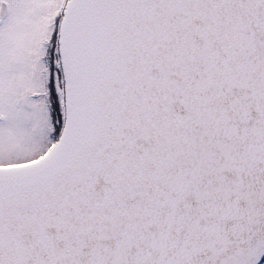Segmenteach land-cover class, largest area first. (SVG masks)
I'll return each instance as SVG.
<instances>
[{
    "label": "snow or ice",
    "instance_id": "obj_1",
    "mask_svg": "<svg viewBox=\"0 0 264 264\" xmlns=\"http://www.w3.org/2000/svg\"><path fill=\"white\" fill-rule=\"evenodd\" d=\"M0 264H264V0H0Z\"/></svg>",
    "mask_w": 264,
    "mask_h": 264
}]
</instances>
